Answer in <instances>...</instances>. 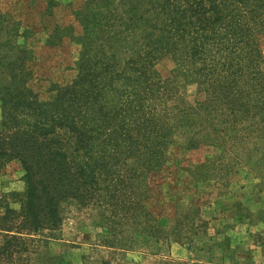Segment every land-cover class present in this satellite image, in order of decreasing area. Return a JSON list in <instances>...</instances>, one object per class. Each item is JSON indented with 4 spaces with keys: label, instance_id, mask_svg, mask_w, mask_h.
<instances>
[{
    "label": "trees",
    "instance_id": "1",
    "mask_svg": "<svg viewBox=\"0 0 264 264\" xmlns=\"http://www.w3.org/2000/svg\"><path fill=\"white\" fill-rule=\"evenodd\" d=\"M115 1L88 0L100 5L85 16L76 76L54 82L48 99L32 86L29 31L0 12V169L18 161L25 183L8 193L19 207L2 206L0 264H38L35 236L60 227L66 201L123 213L105 226L106 245L124 248L113 241L118 225L155 236L161 226L142 201L175 134L192 140L209 125L230 139L247 138L245 129L264 137V0ZM124 29L138 30L141 49L119 60L105 43ZM166 54L205 101L188 106L163 79L156 65Z\"/></svg>",
    "mask_w": 264,
    "mask_h": 264
},
{
    "label": "rangeland",
    "instance_id": "2",
    "mask_svg": "<svg viewBox=\"0 0 264 264\" xmlns=\"http://www.w3.org/2000/svg\"><path fill=\"white\" fill-rule=\"evenodd\" d=\"M87 3L0 0V12L11 14L21 32L29 31L24 40L31 51L32 86L43 99L52 94L54 82L67 84L76 76L84 19L98 5L88 8ZM137 24L138 30L144 27L142 21ZM138 30L124 29L105 43L107 51L119 60L137 53ZM259 41L264 52V34ZM156 67L188 106L206 100L197 82L178 75L182 70L172 54L162 56ZM242 122L239 116L238 125L244 126ZM204 127L190 135L192 140L175 134L166 163L148 175L149 197L142 202L161 232L135 234L131 227L124 232L118 225L113 241L125 245L112 247L104 242L105 226L122 220L123 213L116 216L106 203L66 201L60 227L35 236L38 264H264V137L249 136L245 129L247 138L230 139ZM22 176L16 160L0 169V214L4 202L19 207L8 193L24 190Z\"/></svg>",
    "mask_w": 264,
    "mask_h": 264
}]
</instances>
